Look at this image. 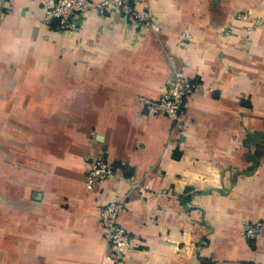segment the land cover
Here are the masks:
<instances>
[{
	"label": "crops",
	"instance_id": "obj_1",
	"mask_svg": "<svg viewBox=\"0 0 264 264\" xmlns=\"http://www.w3.org/2000/svg\"><path fill=\"white\" fill-rule=\"evenodd\" d=\"M51 1L0 0V264H264V0H140L154 29L89 12L71 32ZM179 68L183 133L148 109ZM94 158L116 175L87 189Z\"/></svg>",
	"mask_w": 264,
	"mask_h": 264
},
{
	"label": "built area",
	"instance_id": "obj_2",
	"mask_svg": "<svg viewBox=\"0 0 264 264\" xmlns=\"http://www.w3.org/2000/svg\"><path fill=\"white\" fill-rule=\"evenodd\" d=\"M140 0H52L47 6L44 20L47 24L52 19H59L58 29L61 31H75L80 27L85 15L95 12L99 17L117 14L125 22L132 23L138 28H155L151 12L137 10L135 4ZM197 91V84L187 78L180 68L164 82V91L157 101L148 105V109L161 117L172 121L177 130L183 133L185 123L183 119V101ZM116 172L107 162L100 158L91 159L85 174V186L91 189L98 182L115 177ZM125 204L121 201L106 205L101 212V225L106 231V238L110 249L109 256L118 258L125 255L131 248L129 237L124 229L116 223V218ZM261 224L245 225L243 237L254 240L260 236Z\"/></svg>",
	"mask_w": 264,
	"mask_h": 264
},
{
	"label": "water",
	"instance_id": "obj_3",
	"mask_svg": "<svg viewBox=\"0 0 264 264\" xmlns=\"http://www.w3.org/2000/svg\"><path fill=\"white\" fill-rule=\"evenodd\" d=\"M51 24L52 25H55V26H58L59 25V19H52V21H51Z\"/></svg>",
	"mask_w": 264,
	"mask_h": 264
},
{
	"label": "rangeland",
	"instance_id": "obj_4",
	"mask_svg": "<svg viewBox=\"0 0 264 264\" xmlns=\"http://www.w3.org/2000/svg\"><path fill=\"white\" fill-rule=\"evenodd\" d=\"M149 104H150V103H149ZM153 114H154V113H153ZM155 115H156V114H155ZM206 177H207V176H206ZM211 177H213V176H212V175H210V176H209V178H210V179H212ZM214 179H215V178H214ZM209 182H211V184H212V183H213V184H215V182H214V181H209Z\"/></svg>",
	"mask_w": 264,
	"mask_h": 264
}]
</instances>
